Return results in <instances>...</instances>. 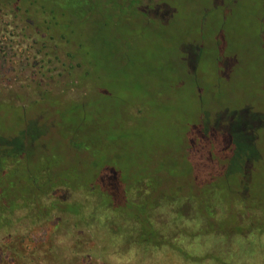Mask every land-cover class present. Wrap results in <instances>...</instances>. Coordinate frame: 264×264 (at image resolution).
<instances>
[{"label": "rangeland", "instance_id": "obj_1", "mask_svg": "<svg viewBox=\"0 0 264 264\" xmlns=\"http://www.w3.org/2000/svg\"><path fill=\"white\" fill-rule=\"evenodd\" d=\"M95 5L40 50L0 9V153L46 125L76 132L95 170L153 181L132 195L165 196L148 217L161 237L138 241L132 217L82 196V224L2 231L0 264H264V0Z\"/></svg>", "mask_w": 264, "mask_h": 264}, {"label": "trees", "instance_id": "obj_2", "mask_svg": "<svg viewBox=\"0 0 264 264\" xmlns=\"http://www.w3.org/2000/svg\"><path fill=\"white\" fill-rule=\"evenodd\" d=\"M22 1L25 2L16 0L17 4L12 7L13 0H0L1 15L7 13L12 16L10 24L21 28L22 32L28 31L26 36L30 35L33 41L31 47L39 45L38 50L41 45L42 48H51L49 41L55 38L56 29L61 31V38L70 34L77 16L82 18L81 26L101 17L95 0H29L26 10L22 8ZM136 10L142 13L138 7ZM39 120L42 122L44 119ZM46 128V132L30 133L28 137L22 135V139H26L22 151L0 153V233L3 231L14 236L20 232L22 221L37 225L54 216L60 220L74 219L77 225L82 224L88 218L84 213L86 205L81 201L84 196L98 197L100 204L110 212L132 217L138 222L137 228L129 231L136 229L138 241L147 245L161 237L159 229L151 226L148 217L151 209L160 205L161 198L165 196L154 195L153 191L147 199L149 203H141L136 202L132 195L134 188L139 189L137 182L144 181L151 186L152 180L129 177L119 167L113 168V164L104 165L97 171L94 167L98 151H92V145L86 147L76 132H66L62 138L55 135L54 127L46 125ZM233 137L235 151L237 140ZM248 162H243L241 172ZM108 168L113 169L115 175H111ZM90 217L89 223H92L96 219L95 214H90ZM169 244L175 245L172 240Z\"/></svg>", "mask_w": 264, "mask_h": 264}]
</instances>
